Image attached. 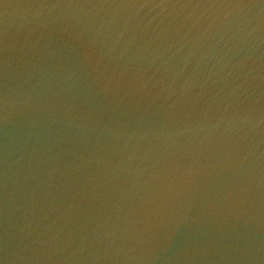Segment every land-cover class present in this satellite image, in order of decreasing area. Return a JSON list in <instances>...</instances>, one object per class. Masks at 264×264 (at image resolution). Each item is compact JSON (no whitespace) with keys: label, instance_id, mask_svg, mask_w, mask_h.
<instances>
[{"label":"water","instance_id":"95a60500","mask_svg":"<svg viewBox=\"0 0 264 264\" xmlns=\"http://www.w3.org/2000/svg\"><path fill=\"white\" fill-rule=\"evenodd\" d=\"M0 264H264V0H0Z\"/></svg>","mask_w":264,"mask_h":264}]
</instances>
